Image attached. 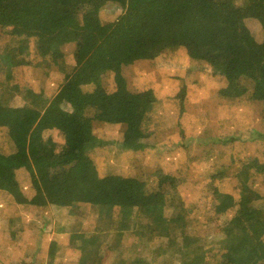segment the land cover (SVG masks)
Instances as JSON below:
<instances>
[{"label":"trees","instance_id":"obj_1","mask_svg":"<svg viewBox=\"0 0 264 264\" xmlns=\"http://www.w3.org/2000/svg\"><path fill=\"white\" fill-rule=\"evenodd\" d=\"M108 2L123 11L105 23L99 12ZM0 33L10 36L0 44V126L15 146L0 151V193L17 205L53 207V217L72 213L68 244L79 255L77 264H264V208L250 186L264 185L258 157L246 158L247 176L239 181L257 195L239 199L213 186L210 215L228 218L217 244L189 235L188 209L171 195L175 178L167 175L151 190L132 176H100L90 155L107 142L95 135L94 121L125 124L123 148L146 147L143 123L156 96L152 89L130 90L122 68L169 49L184 47L191 58L220 70L228 80L225 96L264 102V0H0ZM33 55L43 72L56 66L64 74L50 94L14 80L15 69ZM109 72L112 92L102 85ZM18 93L24 104L12 105ZM51 129L65 136L62 150L44 137ZM20 169L30 174L32 197L20 187ZM54 226L51 250L60 223Z\"/></svg>","mask_w":264,"mask_h":264},{"label":"rangeland","instance_id":"obj_2","mask_svg":"<svg viewBox=\"0 0 264 264\" xmlns=\"http://www.w3.org/2000/svg\"><path fill=\"white\" fill-rule=\"evenodd\" d=\"M122 11L118 3L108 2L100 9L99 16L107 23L117 19ZM248 25L252 29L256 26L254 20H249ZM8 38L0 33V44L8 42ZM29 59L30 63L13 69L14 80L21 86L35 85L46 94L52 93L64 74L56 66L45 73L34 55ZM66 61L73 63L72 54L66 55ZM122 73L130 90L152 89L156 96L143 123L146 147L125 149L122 146L125 124L94 121L95 135L107 141L90 154L99 175L132 176L151 190L158 187L161 178L172 176L177 185L171 189V195L178 194L188 209L189 235L219 244L222 226L228 218L225 214L214 216L211 205H207L208 200H216L214 185L239 199L242 194L255 196L257 192L259 196L255 200L264 208V185L256 188L250 183L255 192L239 184L247 176L242 172L246 158L258 157L264 161V102L248 95L225 96L228 80L223 73L191 58L184 47L166 50L155 59L125 65ZM244 82L251 90L249 81ZM102 85L114 91V73L105 74ZM10 103L23 105L22 94H15ZM44 137L52 138L57 150L64 148L66 138L58 129L45 131ZM0 151H15L8 128L3 126H0ZM237 172L241 174L239 177L235 176ZM17 177L23 193L32 197L35 190L29 172L20 169ZM3 194L0 193V264H77L79 255L68 244L71 224L76 221L72 213L60 211L53 217V207L34 209L17 205ZM55 222L60 223L59 240L56 249L51 250ZM142 251L139 248L138 253ZM215 251L221 253L218 247ZM111 262V259L106 261Z\"/></svg>","mask_w":264,"mask_h":264}]
</instances>
